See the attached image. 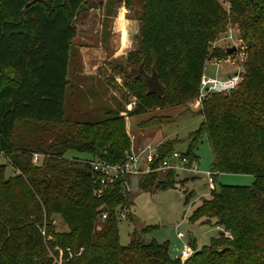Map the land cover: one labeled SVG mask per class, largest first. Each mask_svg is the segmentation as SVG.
<instances>
[{
  "label": "trees",
  "instance_id": "1",
  "mask_svg": "<svg viewBox=\"0 0 264 264\" xmlns=\"http://www.w3.org/2000/svg\"><path fill=\"white\" fill-rule=\"evenodd\" d=\"M83 2L0 0V151L12 170L7 176L0 165V264H50L45 248L52 245L65 251L63 264H264V0H227L228 13L219 0H166L159 11L172 26L166 42L156 41L155 33L148 39L144 20L141 61L131 68L142 66L147 75L153 70L165 92H178L177 102L197 98L206 50L229 22L245 46L238 85L201 99L202 122L180 153L197 165V146L206 136L214 182L221 173L252 176L253 182L213 188L202 198L189 221L204 219L202 224L222 230L198 250L190 245L186 260L171 258L164 244L145 243L140 236L148 229L134 231L129 244L120 245L118 216L132 220L126 178L105 187L94 183L87 161L121 163L128 152L122 102L66 115L73 21ZM130 76L147 93L141 79ZM165 92L147 96L160 105ZM174 144L156 146L154 166L176 151ZM33 154L43 156L40 164L32 162ZM177 178L153 172L138 184L141 190L168 189ZM183 195L184 205L195 197L194 190ZM54 217L66 232L54 230Z\"/></svg>",
  "mask_w": 264,
  "mask_h": 264
},
{
  "label": "rangeland",
  "instance_id": "2",
  "mask_svg": "<svg viewBox=\"0 0 264 264\" xmlns=\"http://www.w3.org/2000/svg\"><path fill=\"white\" fill-rule=\"evenodd\" d=\"M39 1L47 3L49 0ZM165 3L166 0H84L73 21L76 36L70 47L66 115L77 109L90 112L97 107L115 106L113 99L119 100L123 104L119 117L123 119L128 152L168 142H175L176 151L186 152L188 135L197 131L202 122L198 111L200 105H196L199 94L196 99L177 102L178 92L166 87V100L162 99L159 105L148 98L143 85L128 73L141 61L144 20L148 39H151L152 33H155L156 41L166 42L171 38L170 22L159 15L160 7H164ZM219 4L229 12L227 0H219ZM146 7L151 12L149 18L145 17ZM231 47H235V52L227 54L226 49ZM245 58V46L237 26L229 22L209 44L201 74L222 80L237 72L238 85ZM150 68L147 65V71ZM94 70L95 74L88 72ZM137 110L140 113L137 114ZM150 119L157 120L156 124L148 123L143 127L142 123ZM196 155L199 174L178 176L174 188L138 190L136 186H131L132 220L124 219L118 223L120 245L127 246L134 231L148 229L140 236L145 243L155 241L164 244L170 257L179 259L183 255L182 243H189V238L194 240V248L198 250L217 237L218 230L212 223L202 224L204 219L189 221L193 211L207 197L209 190H218L220 186H251L253 178L221 173L215 182L211 178L210 188L204 173L210 171L213 155L206 136L198 143ZM66 156L79 157L74 153ZM0 165L5 166L7 176L11 175V168L1 156ZM191 190H194L195 197L184 205L183 193ZM96 223H100L98 218ZM54 227L58 232L67 231L66 224L59 217H54ZM177 232L184 235L183 241L177 238ZM55 250L56 245L46 246V259L51 261L57 257Z\"/></svg>",
  "mask_w": 264,
  "mask_h": 264
},
{
  "label": "built area",
  "instance_id": "3",
  "mask_svg": "<svg viewBox=\"0 0 264 264\" xmlns=\"http://www.w3.org/2000/svg\"><path fill=\"white\" fill-rule=\"evenodd\" d=\"M238 74L235 77L228 76L226 79H216L208 78L205 75L201 76L200 79V93L197 99L196 105H200V101L203 96L208 92H217L224 93L233 90L238 82ZM0 156L4 157L9 165V160L7 159L5 153L0 151ZM42 155L33 154L32 162L34 164H40ZM156 158V147L146 146L138 151L130 150L125 154V158L121 163L111 164L100 159H93L87 161V164L91 170L95 173L94 183L98 186L105 187L107 185L113 184L116 180L126 178L123 181L124 188L126 192L131 194V186H136L138 190H141L138 184L139 179L147 174L158 172H174L178 176L180 175H198L197 165L195 163L189 164L187 158L178 151L173 152L170 157L165 158L160 164L154 166V161ZM18 173L17 171L15 172ZM204 175L209 180V187L211 188V175L212 173L206 172ZM99 219L102 221L106 219V213H102ZM126 219L124 213H120L118 220ZM54 224V222H53ZM217 230H222L220 227H217ZM44 236L45 232H41ZM228 236V233H226ZM177 238L183 241L185 239L184 235L180 232H177ZM183 255L182 260H186L191 254L192 249L189 243L183 242ZM57 257L52 258L50 264H63L64 263V254L59 246L56 245ZM68 257H72L69 250H66Z\"/></svg>",
  "mask_w": 264,
  "mask_h": 264
},
{
  "label": "water",
  "instance_id": "4",
  "mask_svg": "<svg viewBox=\"0 0 264 264\" xmlns=\"http://www.w3.org/2000/svg\"><path fill=\"white\" fill-rule=\"evenodd\" d=\"M235 50H236L235 47H231V48L226 49V53L232 54L235 52ZM128 72L130 74L134 75L136 78L141 79V81L143 82V84L145 85V87L147 89V93L157 95L159 97L164 95L165 90L161 86V84L159 83L157 75L155 74V72L153 70H152V73L150 75H147L142 70V66H140L138 69L130 68L128 70ZM237 74L238 73L235 72L231 75V77H235V76H237ZM188 242L190 245H192V243H193L192 238H189Z\"/></svg>",
  "mask_w": 264,
  "mask_h": 264
},
{
  "label": "crops",
  "instance_id": "5",
  "mask_svg": "<svg viewBox=\"0 0 264 264\" xmlns=\"http://www.w3.org/2000/svg\"><path fill=\"white\" fill-rule=\"evenodd\" d=\"M89 73H93V74H95L94 72H95V70L94 71H88ZM217 229V228H216ZM180 240V239H179ZM193 240V239H192ZM192 244H194V240H193V243ZM195 245V244H194ZM180 260H182V257L181 258H179Z\"/></svg>",
  "mask_w": 264,
  "mask_h": 264
}]
</instances>
